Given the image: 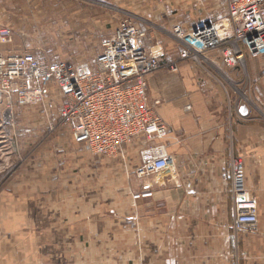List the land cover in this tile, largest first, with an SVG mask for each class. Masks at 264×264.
I'll return each mask as SVG.
<instances>
[{"label": "crops", "instance_id": "0c3cea01", "mask_svg": "<svg viewBox=\"0 0 264 264\" xmlns=\"http://www.w3.org/2000/svg\"><path fill=\"white\" fill-rule=\"evenodd\" d=\"M87 1L93 5L3 0L0 20L14 32L11 48L63 60L45 56L40 34L28 29L36 22L39 28L40 21H69L67 32L75 41L67 47L95 53L130 14L149 31L153 53L173 60L182 50L173 35L177 23L192 32L228 14V0H213L210 19L192 26L182 19V0ZM53 38L48 42L57 47ZM205 57L206 70L186 62L179 73L160 71L148 78L150 102L162 101L157 112L169 128L170 170L140 178L143 144L127 146L122 158H97L65 130L37 148L30 163L32 206L26 213L29 252L17 236L0 238V264H112L119 249H125L126 264H264V56L248 57L246 68L227 67L221 51ZM221 76L231 87L248 76L252 99L241 93L230 97ZM55 91L51 86L50 101ZM233 158L245 162L247 189L257 203L259 223L252 234L233 230ZM146 192L152 196L134 199Z\"/></svg>", "mask_w": 264, "mask_h": 264}, {"label": "built area", "instance_id": "2783aa9c", "mask_svg": "<svg viewBox=\"0 0 264 264\" xmlns=\"http://www.w3.org/2000/svg\"><path fill=\"white\" fill-rule=\"evenodd\" d=\"M227 8L226 16L192 32L177 23L173 35L182 50L173 60L153 53L149 31L130 14L102 41L93 63L49 61L30 51H5L0 54V99L11 111L37 106L47 110L53 86L63 103L51 132H69L76 145L97 158H122L127 146L141 143L145 147L137 175L164 173L174 159L166 145L169 128L157 112L162 101L150 102L149 76L160 71L179 73L186 62L206 70L205 55L210 51H221L227 67L246 68L248 57L264 56V0H228ZM14 39L10 27L0 29V45L10 48ZM231 176L233 230L254 232L258 207L247 189L242 159H232ZM151 196L140 193L134 199Z\"/></svg>", "mask_w": 264, "mask_h": 264}, {"label": "rangeland", "instance_id": "374dc122", "mask_svg": "<svg viewBox=\"0 0 264 264\" xmlns=\"http://www.w3.org/2000/svg\"><path fill=\"white\" fill-rule=\"evenodd\" d=\"M173 1L175 0H157L159 4L164 2L169 4ZM212 1L189 0L188 2H184L182 0L183 21H188V23L194 26L197 23H201L202 20H209L210 16L207 13L211 9L209 3H212ZM221 1L223 3L225 1L226 3V0ZM70 2L77 4L76 6L86 3L88 5L90 4V6L93 5L92 2H88L87 0H70ZM4 8V2L0 0V19ZM6 23L9 22L0 20V29L9 25ZM38 23L40 24L39 28H35L37 26L36 22L31 30L28 29V32L36 31V33L40 34L39 37L42 38L40 45L46 48L45 53H43L45 56L53 55L60 59L64 58L63 60L74 62L87 61L92 63L94 58L100 53V51L83 53L79 49L67 47V45L75 41V38H70L67 32L69 21H60L58 22L60 25H57V21H40ZM52 33L54 35H51ZM49 36H54V43H56L57 47L50 46L48 42ZM10 49L12 50L11 47L0 45V54ZM224 73L227 72L225 71ZM221 80L228 88L230 97L234 96L235 98H239L238 93H241L244 98L252 99L254 89L248 76L246 78L244 77L243 84L232 87L226 83L224 77L221 76ZM55 96V100H49L46 103L45 108L47 110L37 106L23 109L16 108L11 111L8 108L7 102L0 99V238H14L17 236L16 238L21 240L22 249H26L27 253L29 252L30 238L28 234L30 227L28 225L29 219L27 218L29 214L26 213L29 212L32 206L30 190L35 188V184H32L30 180V163L35 157L37 148L46 141L54 139L60 131H63L51 132L50 130L51 124L55 125L59 121L63 103L57 90L55 91ZM244 98L239 100L243 101ZM260 116L264 121V112L262 110ZM246 233L252 234L253 232ZM41 263L45 264L46 262ZM115 263L126 264L125 249H119L117 262H112V264ZM69 264H111V262L104 260H70Z\"/></svg>", "mask_w": 264, "mask_h": 264}]
</instances>
